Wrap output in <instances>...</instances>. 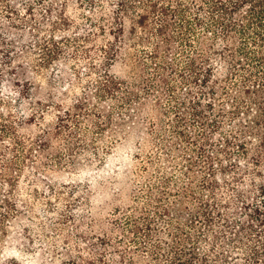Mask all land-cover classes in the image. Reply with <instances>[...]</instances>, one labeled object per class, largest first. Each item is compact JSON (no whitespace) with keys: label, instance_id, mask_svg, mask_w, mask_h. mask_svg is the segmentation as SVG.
Masks as SVG:
<instances>
[{"label":"trees","instance_id":"16d2710c","mask_svg":"<svg viewBox=\"0 0 264 264\" xmlns=\"http://www.w3.org/2000/svg\"><path fill=\"white\" fill-rule=\"evenodd\" d=\"M12 1L0 0V11L39 33L37 74L64 57V45L91 63L82 95L57 104V124L38 140L20 135L0 99V142L14 143L0 169V250L35 146L60 144L45 166L60 173L111 137V148L125 141L136 149V188L114 209L109 231L81 236L73 264H264V0H75L92 28L71 37L80 28L67 13L72 0H38L41 20L36 3L25 0L23 16ZM97 51L126 78L98 68Z\"/></svg>","mask_w":264,"mask_h":264},{"label":"rangeland","instance_id":"374dc122","mask_svg":"<svg viewBox=\"0 0 264 264\" xmlns=\"http://www.w3.org/2000/svg\"><path fill=\"white\" fill-rule=\"evenodd\" d=\"M30 2L36 3L38 20H41L42 7L45 6L40 5L38 0ZM12 5L19 14L28 15L25 0H13ZM67 13L77 18L80 24V28L69 32V37L76 33L83 35L91 30L89 21L79 18L82 13H90L87 9L79 8L75 0L69 3ZM37 34L29 23L11 20L7 9L0 11V99L4 102L1 111L6 118L12 114L11 120L18 125L21 136L34 140H38L44 131L52 130L57 124V115L61 114L58 103L68 107L82 95L87 84L82 73L89 71L91 63V59L75 58V44L64 45V57L43 70L41 75L37 74ZM105 39L112 40L113 37L107 35ZM104 43L98 41L99 45ZM95 56L96 66L107 68L109 62L106 63L102 53L97 51ZM111 62L114 64L108 68L112 73L126 78L120 63ZM79 71L84 79L73 86ZM151 116L154 117L155 112ZM111 139L108 137L107 141L99 143L93 154L78 157L77 167L63 169L60 173L45 168L55 158L52 154L61 149L60 144L52 140L49 151L35 146L36 162L30 164L23 173L20 180L21 193L14 197L18 211H11L8 219L4 220L7 232L1 245L0 264H73L79 253L77 244L84 246L80 240L84 233L93 235L109 231L108 220L113 217L114 209L131 201V193L137 182L134 172L139 166L133 157L136 149L124 144L125 141L111 148ZM13 144L11 138L4 137L1 140L0 169L6 158L11 157L8 151ZM2 153L7 156H1ZM64 156L67 157V154L64 153ZM37 178L39 185L32 182ZM55 182L59 191L63 192L62 200L53 193ZM34 188L40 193L39 199L33 194ZM6 193L7 187L2 186L0 215L6 211L2 201ZM68 198H72V201ZM33 203L34 214L30 211ZM50 204L55 208L54 211H48ZM69 216L76 219V224L71 222L60 230L59 227L69 220ZM90 221H95L93 228L87 227ZM136 259L135 264H143L141 258Z\"/></svg>","mask_w":264,"mask_h":264}]
</instances>
